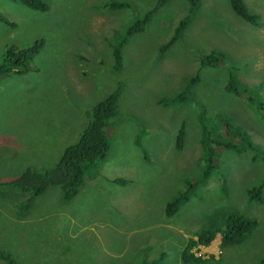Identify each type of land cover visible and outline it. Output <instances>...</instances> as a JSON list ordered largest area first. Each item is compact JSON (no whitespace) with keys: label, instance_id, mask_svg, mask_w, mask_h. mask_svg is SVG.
Returning <instances> with one entry per match:
<instances>
[{"label":"rangeland","instance_id":"1","mask_svg":"<svg viewBox=\"0 0 264 264\" xmlns=\"http://www.w3.org/2000/svg\"><path fill=\"white\" fill-rule=\"evenodd\" d=\"M42 1L48 6L43 12L0 0V14L14 23L0 21V59L7 47L44 39L33 70L0 79V177L28 166L53 167L85 129L91 107L118 82L123 88L107 134L110 149L95 174L84 176L70 202L51 186L20 216L2 205L0 247L18 264H146L161 251L164 264H183L186 240L196 239L201 229L219 228L236 213L257 219L253 233L239 244H222L216 231L208 246L191 250L201 259L197 264H263L264 205L247 197L262 161H251L249 151L222 150L220 171L198 186V196L172 217L164 208L178 188L202 173V111L208 118L225 112L264 146V119L247 102L254 92L264 98V0H243L259 15L255 26L240 21L229 0H198V10L178 36L188 3L169 0L145 31L123 45L120 71L112 68L111 45L121 42L127 24L157 0H116L128 5L122 8L104 7L111 0ZM198 50L222 51L228 61L202 68ZM230 70L252 94L243 85L235 93L226 91ZM194 76L199 82L190 101L166 105L161 100L182 91ZM179 130L184 132L181 147ZM117 178L124 184L113 182ZM17 196L0 188V200Z\"/></svg>","mask_w":264,"mask_h":264},{"label":"trees","instance_id":"2","mask_svg":"<svg viewBox=\"0 0 264 264\" xmlns=\"http://www.w3.org/2000/svg\"><path fill=\"white\" fill-rule=\"evenodd\" d=\"M36 11H46L48 6L42 0H14ZM169 0H157L155 4L149 5L148 9L138 14L126 26L125 33L118 44L111 45L110 56L112 68L120 71L122 68V47L129 37L142 33L150 25L152 18L159 8L164 6ZM188 8L184 16L179 20L175 36L181 34L190 23V20L196 10L199 8L198 0H186ZM104 7L122 8L128 6L123 1L111 0L105 2ZM231 12L240 20L253 26L258 24V14L251 12L243 0H229ZM0 21L8 26H14V23L0 14ZM79 23V22H78ZM77 23V24H78ZM116 33V32H115ZM204 41V40H203ZM168 43L161 49L166 50L170 47ZM44 44L43 38L35 39L32 44L23 48L7 47L5 53L0 59V79L9 72L18 74L26 73L34 69L33 58L39 52ZM204 44V43H203ZM197 49V48H196ZM195 49V50H196ZM199 63L202 68H217L226 64L228 57L222 51L211 50L203 54L198 50ZM100 80H104L106 75L99 72ZM199 82L197 76L189 79L186 87L171 98H162L161 100L169 105L181 104L191 100V88ZM245 86L252 94V89L237 80L234 70H230L226 91L235 93L239 86ZM123 84L118 82L113 91L107 94L103 99L94 104L89 113L85 129L80 132L78 140L67 146L58 162L51 168H36L28 166L19 174H12L7 178L0 177V188L14 191L18 196L16 199L7 198L0 200V210L5 212L2 205L8 206L12 215H21L29 211L35 198L42 196L49 187L56 186L61 190V200L64 203L70 202L78 193L85 175H93L97 171L101 161L108 155L110 144L108 140V131L117 119V105L122 92ZM247 102L251 109H254L264 119V98L259 93H253V96H247ZM164 107V106H163ZM205 110V107H202ZM120 118V117H119ZM200 149L199 163H203V170L200 176L191 177L186 181L182 188H178L176 194L172 191L166 196L172 198L167 201L164 214L166 217L174 216L182 205L190 198L198 196V186L206 184V181L217 170L220 171V152L222 150L236 149L239 154L249 151L251 161L260 159L262 171L247 189L249 202H256L264 205V146L256 144L250 132L225 112H215L212 117L205 116L202 111L198 117ZM108 134V135H107ZM184 132L179 130L176 143L177 147L183 145ZM141 152L145 154L144 148ZM115 183L124 184L121 179H114ZM221 188L225 189L224 178L220 179ZM224 191V190H222ZM0 199H3L0 197ZM258 225L257 219L249 218L242 214L232 213L229 215L223 225L213 230L209 228L201 229L194 237L186 240L180 253V261L183 264L200 263L201 259L196 257L191 250L198 245L208 246L214 239L215 232L221 235L222 244H239L247 239L251 232ZM166 253L161 251L155 258L146 264H164ZM264 264V255L260 259ZM0 264H18L11 256L10 252L0 247ZM140 264H144L143 262Z\"/></svg>","mask_w":264,"mask_h":264}]
</instances>
